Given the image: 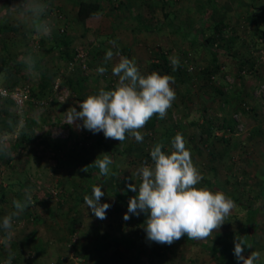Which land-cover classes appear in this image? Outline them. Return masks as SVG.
Segmentation results:
<instances>
[{
    "label": "rangeland",
    "instance_id": "obj_1",
    "mask_svg": "<svg viewBox=\"0 0 264 264\" xmlns=\"http://www.w3.org/2000/svg\"><path fill=\"white\" fill-rule=\"evenodd\" d=\"M96 1L98 13L84 22L65 18L58 5L48 4L51 10L45 19L52 25L48 36L31 27L23 30L21 19H2L20 24H13L16 30L0 31V58L20 59L23 66L15 72L7 63L0 72V87L9 92L27 89V97L17 106L10 96L0 95V109L5 110L1 113L8 121L7 126L0 121V145L11 152L9 156L0 151V222L14 211L13 201L23 200L26 193L36 203L13 217L11 235L0 227V264L10 256L11 264H187L183 237L171 245L174 249L166 244L168 249L160 254L152 251L156 242L144 240L150 213H130V219H123L129 199L139 191L138 169L145 162L154 166L150 152L157 143L170 154L173 131L183 135L203 176L197 187L223 191L237 208L241 191L262 186L253 169L262 168L263 177L264 0ZM220 23L221 31H215ZM211 33L219 51L217 64L205 40ZM158 48L167 52L170 64L171 58H179L176 71L171 64L176 99L165 118L153 116L139 130L143 142L131 133L122 143L105 138L102 131L84 128L79 119L67 123L72 107L79 111L87 95L114 89L119 77L112 74V67L122 57L133 59L145 75ZM108 50L113 57L105 64ZM29 61L33 71L28 70ZM99 66L108 71L98 74ZM28 123L29 140L16 144ZM199 128L213 132L208 135ZM102 153L113 161L104 180L90 163ZM89 181L105 193L100 203L111 205L103 220L84 203V196L92 195L84 191ZM129 184L136 185L135 192ZM232 215L202 244L195 240L193 245L199 249L213 238L237 237ZM234 247L221 254L233 256ZM258 251L264 257V249Z\"/></svg>",
    "mask_w": 264,
    "mask_h": 264
},
{
    "label": "clouds",
    "instance_id": "obj_2",
    "mask_svg": "<svg viewBox=\"0 0 264 264\" xmlns=\"http://www.w3.org/2000/svg\"><path fill=\"white\" fill-rule=\"evenodd\" d=\"M48 4L43 0H25L22 15L32 29L40 35L51 34L52 25L45 16ZM113 57L108 50L104 56L107 64ZM173 71L179 67L178 57L171 58ZM28 70H34V63L28 62ZM97 73L102 75L107 67L99 66ZM112 74L119 77L114 89H101L98 94L87 95L79 103V111L75 107L67 118V123L75 124L76 120L83 121V127L92 131H102L105 138L122 143L126 134L131 133L135 140L143 142L139 131L153 116L165 118L167 111L176 99L172 85L175 77L160 74L157 71L141 75L133 59L122 57L112 67ZM173 150L170 154L162 151L163 145L157 143L150 152L154 166L147 162L138 169L141 177L139 191L129 199L128 210L123 219H130L129 214L139 216L141 212L147 215L145 231L147 238L159 244L171 245L174 241L187 236L192 240H204L212 236L227 221V217L235 208L234 200L223 191H213L207 187H197L203 179L198 167L193 163L191 152L186 147L182 134L177 133L172 140ZM0 151L11 155L6 145H0ZM102 158H96L95 165L102 176H109L110 165L113 161L108 153H102ZM83 171H88L85 166ZM128 188L136 191V185L129 184ZM105 193L101 186H94L92 195L84 196V203L98 219L106 218L109 203H100ZM36 203L31 193H26L23 200H14V211L3 217L0 222L9 235L13 229V217L19 216L29 206ZM252 248L243 239L235 240L234 255L243 264H256L260 260L259 251H251L244 256V246ZM10 256L6 264H11Z\"/></svg>",
    "mask_w": 264,
    "mask_h": 264
},
{
    "label": "crops",
    "instance_id": "obj_3",
    "mask_svg": "<svg viewBox=\"0 0 264 264\" xmlns=\"http://www.w3.org/2000/svg\"><path fill=\"white\" fill-rule=\"evenodd\" d=\"M80 0H43L44 3L51 4V5H58L57 8L60 12L63 13L65 18H74L77 17V7L78 2ZM94 1V0H93ZM25 3V0H0V26L1 25H8L11 28L3 29L5 30H16L17 25L13 24H20V21L18 22H10L8 19H21L23 20V26L22 29L29 30L30 25L28 22H26V19L24 15H22L23 11V4ZM75 4V5H74ZM48 10H51V8H48ZM48 14V13H47ZM4 18H8L6 20H2ZM80 20V19H79ZM82 21V20H80ZM85 21V20H84ZM82 21V22H84ZM0 29V31H3ZM253 147V145H252ZM263 162V161H262ZM263 168H264V162H263ZM262 168H259V171L256 172V169H253V175L257 177V182L262 183V186H255L254 189H246L241 191L242 198L239 197V200H237L239 207L235 208L237 211H232L231 214L236 218V223L238 224V234L237 237L230 240L227 239L226 236H224V239L222 240H215L214 238L209 243L210 246L215 247V249H219L218 256L214 254V251L211 250L209 245L204 243V246L202 247H195L193 245L195 240L189 239L186 235L183 236V241L186 239V248H187V254L186 256L190 259L187 260V264H192V258H193V264H243L242 261L236 260L233 262L224 261L221 258V252L224 251V249H228L235 244V240L243 239L247 243H250L252 245V248H248L246 245L244 246V256L250 255L251 251H258V249L263 248L264 249V185L262 182V179H264V171H263V177L261 176L260 170ZM253 188V187H252ZM218 237V236H215ZM145 241L147 242V237H144ZM199 243H203L201 240H197ZM175 242V241H174ZM172 243L171 245H175V243ZM155 243V242H154ZM150 244V243H149ZM158 246L162 247L160 251H165L168 249V246L166 244H159ZM169 245V246H171ZM207 245V246H206ZM175 246H171V248ZM156 245L152 251L154 253L157 252L155 250ZM170 248V249H171ZM176 248H178V245H176ZM172 249V250H173ZM182 250L185 251L184 247H181ZM179 255V254H178ZM180 256V255H179ZM178 256V257H179ZM245 256V257H246ZM264 258L262 255L260 257V262L264 264ZM214 259V260H213Z\"/></svg>",
    "mask_w": 264,
    "mask_h": 264
},
{
    "label": "trees",
    "instance_id": "obj_4",
    "mask_svg": "<svg viewBox=\"0 0 264 264\" xmlns=\"http://www.w3.org/2000/svg\"><path fill=\"white\" fill-rule=\"evenodd\" d=\"M98 11H99V4L96 0H94V1L93 0H80L78 2L77 17L82 21L86 20V18H88L90 16L96 15L98 13ZM164 15H166L168 17L167 12ZM221 22L223 23V21H221ZM217 24L214 26L215 31H221V29H222V27L220 26L221 23L219 25H217ZM8 28H11V26L10 27L8 25H1L0 26V29H2V30L8 29ZM216 36H217V34H216ZM205 40H206V45L208 46V49L211 53V59H212L214 64H217L219 51H218V48L215 45H213L214 35L212 33L207 35L205 37ZM64 51L66 52V50H64ZM67 54H69V52H67ZM0 59H1V61H0V72L4 71L6 69V67L8 65L7 63L11 64V67H12V69H14L15 72H19V69L21 68V66H23V62L20 59L9 57L7 55H3L2 58H0ZM152 71H157L160 74H169V75L172 74L169 56L164 49L158 48L157 54L148 61L146 71H145V76L147 74L151 73ZM214 88H215L214 90H216L217 92L221 91L218 87L217 88L214 87ZM3 111H5V110L0 109V121L3 120L1 126H3V125L7 126V122H8L6 120L7 114L4 115L3 113H1ZM6 113H9V112L6 111ZM230 121H231V119H230ZM150 124L152 125L153 122L150 121ZM27 127L31 128V124L28 123L22 127V131L20 132V134H18V136L16 138V144H19V143L21 144V143H24L25 140H29V135H27ZM199 130L201 132L204 131L205 133L207 131L208 135L212 134V132H213L212 129H210V128H204V130L199 128ZM173 133L176 135L178 132L173 131ZM224 140L227 141L226 138H224ZM84 144L85 143H82V146L85 147ZM3 153L4 152H2L1 155H3ZM95 160H96V157L93 160H90L91 168L94 169L96 172H99V168L94 163ZM101 180H104V177L102 175H101ZM93 187H94L93 183L91 181H89V183H87V185L84 188V191H86L85 193L92 192ZM113 190L118 196L120 195V194H118L119 192H116V188ZM124 240H128V238H125ZM206 244L209 245L208 242ZM209 247L211 248L212 251H215L216 253H218L220 251L219 249H215V247H213V246L209 245ZM161 248L162 247L158 246V244L156 245V248H155V250H157L156 254H160L162 252L159 250ZM228 249H232V247H230ZM221 258L223 260H226L228 262H233V263L237 260L235 255H233V256L228 255V257L225 258L223 256V254H221ZM136 264H139V262L137 261ZM256 264H262V263L259 260L256 262Z\"/></svg>",
    "mask_w": 264,
    "mask_h": 264
},
{
    "label": "built area",
    "instance_id": "obj_5",
    "mask_svg": "<svg viewBox=\"0 0 264 264\" xmlns=\"http://www.w3.org/2000/svg\"><path fill=\"white\" fill-rule=\"evenodd\" d=\"M77 55H83V52H77ZM264 58V55H263ZM27 89H21V88H15L12 91H7L6 88H1L0 87V95L3 96H10V99H12V101L15 103V105L17 106H21L23 104V102L26 100L27 97V93H26ZM43 101H41L40 103L42 104ZM236 116V115H234Z\"/></svg>",
    "mask_w": 264,
    "mask_h": 264
}]
</instances>
